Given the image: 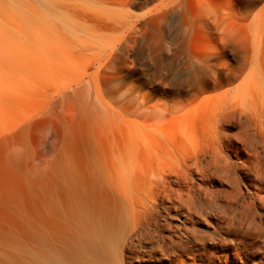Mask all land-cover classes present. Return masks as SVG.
Masks as SVG:
<instances>
[{
    "label": "bare ground",
    "instance_id": "1",
    "mask_svg": "<svg viewBox=\"0 0 264 264\" xmlns=\"http://www.w3.org/2000/svg\"><path fill=\"white\" fill-rule=\"evenodd\" d=\"M137 1L0 0V264L264 254V24L230 34L214 64L238 63L194 94L173 60L156 71L136 16L109 10Z\"/></svg>",
    "mask_w": 264,
    "mask_h": 264
},
{
    "label": "rangeland",
    "instance_id": "2",
    "mask_svg": "<svg viewBox=\"0 0 264 264\" xmlns=\"http://www.w3.org/2000/svg\"><path fill=\"white\" fill-rule=\"evenodd\" d=\"M79 1L77 3L71 0H50V2L56 3H53L54 5H51L50 9L63 14L77 11L87 12L96 8L93 3L95 0ZM138 1L137 5L129 12L117 7H110L109 10L136 16L134 18L136 31L146 33L145 37L139 38L138 44L145 47L157 46L164 50L153 56L157 65L156 71L159 73L160 66L173 60L177 73L188 79L186 89L194 94L216 81L210 73L212 65L218 67L214 68L215 70L223 68L222 70H226L225 74H227L229 73L228 66L238 63L239 54L236 55V52H232L225 53L220 59V63L225 62V66L214 64V61L218 59L217 53L221 47L224 48L222 49L223 53L229 51L231 46L229 35L249 31L261 23L264 24V12H261L264 11V0L261 1L262 3L258 0H251L255 3L254 14L246 21L243 18V6L237 5L238 0ZM59 7L64 10L60 11ZM258 20L259 22H257ZM225 43L230 46L227 45L226 48ZM166 49L170 50L169 55L166 53ZM222 50H220L221 53ZM213 54L217 55L216 59ZM209 55L210 58L214 57L212 58L213 62H210L211 65L206 62V57ZM224 68L226 69L224 70ZM226 259L227 264H233L230 262L231 257H226ZM243 260L238 264H263L264 254L262 252L257 255L249 254V256H243Z\"/></svg>",
    "mask_w": 264,
    "mask_h": 264
}]
</instances>
